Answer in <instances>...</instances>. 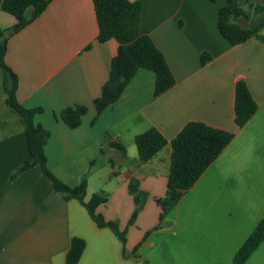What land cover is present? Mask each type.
<instances>
[{"label": "crops", "instance_id": "obj_1", "mask_svg": "<svg viewBox=\"0 0 264 264\" xmlns=\"http://www.w3.org/2000/svg\"><path fill=\"white\" fill-rule=\"evenodd\" d=\"M129 1L141 3L140 33L153 40L176 78L174 88L159 97L154 95L155 74L140 69L121 97L91 125L96 116L94 101L109 78L119 47L114 39L97 41L94 0H51L39 18L7 36L4 58L18 78V102L29 109L43 108L34 122L50 132L45 146L48 168L70 187L86 177V203L96 193L107 196V203L97 211L107 221H116L121 230L127 229L125 251L123 245L119 247V238L106 232L110 228H100L78 200L55 193L40 167L10 179L31 157L24 127L6 104L2 78L0 264H67L76 238L86 244L78 264L140 263V249L155 245L147 233L153 221H160L162 210L156 200L166 198L172 152L168 145L149 162L140 161L135 139L151 128L169 142L189 122H203L234 134L199 180L225 158L228 172H218L226 191H232L236 183L264 189V44L251 39L232 46L222 37L217 28L218 11L227 0ZM236 3L253 19L258 16L255 8L264 7V0ZM16 24L14 16L0 9L2 30L9 31ZM204 53L211 60L202 66ZM239 80L246 82L258 105L242 128L235 123ZM77 105L86 106L88 112L80 127L70 129L59 115ZM113 144L122 145L126 156ZM86 153L91 155L79 157ZM95 153H103L106 160L95 159ZM83 161L89 170L79 172ZM65 168L72 171L70 175ZM248 173L250 181L244 179ZM74 178L78 182L71 184ZM132 179L140 182L148 198L135 224L128 226L136 209L129 193ZM86 229L94 233L92 240H87Z\"/></svg>", "mask_w": 264, "mask_h": 264}, {"label": "trees", "instance_id": "obj_2", "mask_svg": "<svg viewBox=\"0 0 264 264\" xmlns=\"http://www.w3.org/2000/svg\"><path fill=\"white\" fill-rule=\"evenodd\" d=\"M50 1L0 0V9L14 16L17 20V24L9 31L0 28V68L3 73V88L7 95L6 104L24 127L28 141L27 149L31 157L30 161H25L10 179L13 180L19 174L34 167H40L43 174L51 181L55 193L64 194L68 200H78L100 228H110L114 232L125 251L127 229L121 230L116 221H107L97 211L100 206L107 203V196L96 193L86 203L84 201L87 189L86 177L79 185L70 187L48 168L45 146L50 138V132L34 122L36 115L43 113V108L29 109L18 102L16 98L18 78L4 61L8 48L7 36L18 33L39 18L47 9ZM94 6L99 28L97 41L106 43L114 39L118 42L119 47L111 62L109 78L102 87L101 95L94 101L96 116L91 125H94L100 115L121 97L140 69L155 74V97L165 94L176 85V78L164 54L149 36L140 33V2L94 0ZM255 13L258 16L253 19L250 13L240 8L236 0H227L226 4L218 11L217 28L219 33L232 46L244 44L251 39H257L264 44V35L262 34L264 30V7H256ZM244 17L249 21V27L246 29L239 24V21ZM210 60L209 54H202V66H205ZM257 110L258 105L246 82L239 80L235 86L236 125L240 128L244 127ZM87 112L86 106L77 105L65 108L59 117L68 128L76 129L81 126L83 117ZM233 138L234 134L211 127L203 122L187 123L170 142L155 128H151L136 137L135 143L142 163L152 160L168 145L172 149L167 195L164 199L156 200L157 205L162 210L160 222L164 220L171 209L178 205L183 194L190 190L218 159ZM113 147L119 149L122 155L126 156V149L122 145L113 144ZM129 193L136 205V209L128 222V226H132L140 213L139 207H144L148 194L140 189V182L137 179L130 181ZM150 233L149 231L147 235ZM262 243H264V218L237 251L233 264H246ZM85 246L84 240L76 238L67 256V264H78ZM136 250H138L137 247Z\"/></svg>", "mask_w": 264, "mask_h": 264}, {"label": "rangeland", "instance_id": "obj_3", "mask_svg": "<svg viewBox=\"0 0 264 264\" xmlns=\"http://www.w3.org/2000/svg\"><path fill=\"white\" fill-rule=\"evenodd\" d=\"M2 78L0 69V97ZM0 118L4 120L1 111ZM2 129L0 126V134ZM102 154L93 156L106 160ZM88 167L83 161L79 172L80 169L86 172ZM65 170L68 175L72 172ZM219 170L228 172L225 158L216 162V166L187 191L162 222L153 221L150 242L155 245L146 244L140 249L138 264H233L239 248L264 218V189L255 190L249 183L243 186L236 183L232 191H226V182L220 178ZM251 178L249 173L244 176L246 181ZM77 182L75 178L70 179L71 184ZM106 232L114 233L111 229ZM86 233L87 240H92L94 233L90 229H86ZM119 244L121 248V241ZM247 264H264V243Z\"/></svg>", "mask_w": 264, "mask_h": 264}, {"label": "water", "instance_id": "obj_4", "mask_svg": "<svg viewBox=\"0 0 264 264\" xmlns=\"http://www.w3.org/2000/svg\"><path fill=\"white\" fill-rule=\"evenodd\" d=\"M239 24L242 28H248L249 27V21L246 17L242 18L240 21H239Z\"/></svg>", "mask_w": 264, "mask_h": 264}]
</instances>
